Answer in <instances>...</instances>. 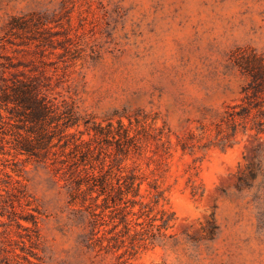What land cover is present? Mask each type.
Listing matches in <instances>:
<instances>
[{"label":"rangeland","instance_id":"374dc122","mask_svg":"<svg viewBox=\"0 0 264 264\" xmlns=\"http://www.w3.org/2000/svg\"><path fill=\"white\" fill-rule=\"evenodd\" d=\"M254 56L264 59V0H0V71L39 78L73 101L102 127L95 166L106 160L155 175L178 217L165 244L129 260L96 256L79 244L65 181L21 157L43 213V263L264 264L253 192L235 185L261 141L217 126L241 100V59ZM135 119L150 124V136L125 158L119 124Z\"/></svg>","mask_w":264,"mask_h":264},{"label":"trees","instance_id":"16d2710c","mask_svg":"<svg viewBox=\"0 0 264 264\" xmlns=\"http://www.w3.org/2000/svg\"><path fill=\"white\" fill-rule=\"evenodd\" d=\"M240 67L248 79L241 100L217 126L230 128L234 136L251 132L261 141L255 161L236 174L235 185L253 192L257 218L264 222V59L242 58ZM119 126L125 147L117 151L125 158L139 155L150 124L135 119ZM102 134L101 126L82 119L73 101L59 99L41 79L8 78L0 71V264H44L43 213L24 183L21 157L50 167L65 181L81 229L79 244L87 252L129 260L174 239L169 231L178 217L165 206V190L155 175L137 167L123 171L106 160L95 166L93 141Z\"/></svg>","mask_w":264,"mask_h":264}]
</instances>
